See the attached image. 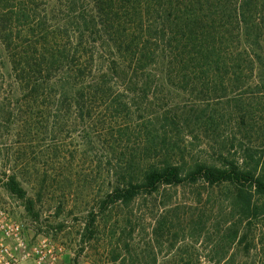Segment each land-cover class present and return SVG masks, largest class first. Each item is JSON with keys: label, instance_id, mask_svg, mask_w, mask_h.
<instances>
[{"label": "trees", "instance_id": "trees-1", "mask_svg": "<svg viewBox=\"0 0 264 264\" xmlns=\"http://www.w3.org/2000/svg\"><path fill=\"white\" fill-rule=\"evenodd\" d=\"M231 122L239 137L207 154L198 135ZM2 123L33 138L78 124L79 149L110 167L100 213L165 187L224 190L220 221L171 233L161 214L151 233L207 227L209 261L264 264V0H0ZM4 185L30 209L15 174Z\"/></svg>", "mask_w": 264, "mask_h": 264}, {"label": "rangeland", "instance_id": "rangeland-1", "mask_svg": "<svg viewBox=\"0 0 264 264\" xmlns=\"http://www.w3.org/2000/svg\"><path fill=\"white\" fill-rule=\"evenodd\" d=\"M0 125V207L24 223L30 243L43 234L61 243L65 254L58 264H153L154 254L155 264H186L182 260L186 253L194 257L191 264H215L208 260L207 227L201 236H191L185 229V238L182 233L173 237L151 232L161 214L171 219V233L187 226L190 218L220 221L224 190L165 187L147 200L100 213L96 204L109 189L110 167L98 147L79 149L83 143L78 124L65 126L58 135L35 138L24 129L18 135L19 130L8 123ZM232 136L239 137L233 122L223 127L219 137L211 131L198 135L207 154L216 142ZM11 174L26 190L30 209L25 200L6 190Z\"/></svg>", "mask_w": 264, "mask_h": 264}, {"label": "built area", "instance_id": "built-area-1", "mask_svg": "<svg viewBox=\"0 0 264 264\" xmlns=\"http://www.w3.org/2000/svg\"><path fill=\"white\" fill-rule=\"evenodd\" d=\"M64 254V246L51 235L30 243L24 223L0 207V264H58Z\"/></svg>", "mask_w": 264, "mask_h": 264}]
</instances>
